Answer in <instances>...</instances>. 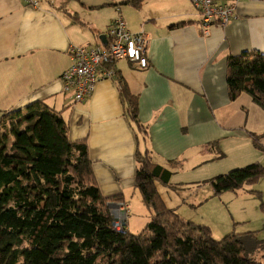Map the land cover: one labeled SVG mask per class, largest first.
<instances>
[{
	"label": "crops",
	"instance_id": "crops-1",
	"mask_svg": "<svg viewBox=\"0 0 264 264\" xmlns=\"http://www.w3.org/2000/svg\"><path fill=\"white\" fill-rule=\"evenodd\" d=\"M37 1L34 6L0 0V119L4 111L34 101L58 111L68 138L85 141L102 195L121 193L119 201L130 213L138 153H148L171 177L221 158L229 160L230 169L253 162L264 166V110L247 93L231 100L226 80L229 56L264 52V0H213L234 3V17L224 28L210 27L207 35L200 32V14L191 0H142L139 6L122 0ZM118 13L130 31L147 36V65L103 59V69L113 70V76L99 78L92 93L77 102L61 80L72 61L70 49L103 47ZM120 77L136 98L137 122ZM232 145L245 147L234 160ZM171 177L160 184L175 190L192 184L172 185ZM246 188L263 207L264 176ZM251 191L260 192V198ZM228 198L232 206L245 200ZM248 206L236 211L245 224L238 231H257L264 238V210L252 215L255 207L250 201Z\"/></svg>",
	"mask_w": 264,
	"mask_h": 264
},
{
	"label": "trees",
	"instance_id": "trees-1",
	"mask_svg": "<svg viewBox=\"0 0 264 264\" xmlns=\"http://www.w3.org/2000/svg\"><path fill=\"white\" fill-rule=\"evenodd\" d=\"M141 1L121 2L139 6ZM227 67L229 98L247 93L264 110V52L231 55ZM120 87L136 121V98L121 77ZM136 159L134 187L150 216L133 233L126 227L124 201L127 215L115 228L117 215L110 204L120 203L123 195L100 193L85 141L68 138L58 111L41 101L4 111L0 264H264V254L257 258L264 251L257 231L231 230L216 239L207 225L182 220L156 187V182L168 183L171 172L153 163L148 153ZM262 176L264 166L253 162L204 182L220 195L241 191ZM251 192L260 198V192Z\"/></svg>",
	"mask_w": 264,
	"mask_h": 264
},
{
	"label": "rangeland",
	"instance_id": "rangeland-1",
	"mask_svg": "<svg viewBox=\"0 0 264 264\" xmlns=\"http://www.w3.org/2000/svg\"><path fill=\"white\" fill-rule=\"evenodd\" d=\"M244 149L245 147L243 149L235 150L232 145V149H229V151L231 150L230 152L233 160L238 155H240L239 152H241V150L244 153ZM213 163L215 164H212V162H210V164H205L196 172L186 174L179 173L171 177V183L169 184L173 185V182H180L182 180L186 181V183L192 182L189 188L184 187L183 190H175L171 187L160 184L162 182H158L156 185H158L159 187V193L165 205L168 208L173 209L182 220L190 221L196 224L207 225L211 230L212 236L216 239H219L231 230L238 231L240 230V228H245L244 221L242 219H239L238 213H236V211L240 207H242L243 205H245L246 207H250L248 206V202L250 201V204L253 205L251 206V208L255 207V210H252L254 212L250 210V213L252 215H255V212L260 214L261 211L264 210V204L262 207L260 205V201L257 198L256 202L255 200L252 201L251 199H254L255 196H248V192L244 191L245 189H249L246 188V186H244L243 190L238 192H224L220 195H215L210 184H196V182L201 183L200 180L202 179L208 180L217 174L230 170V168L227 166L230 164L229 160H224V158H221L215 160V162ZM220 170L225 171L221 172ZM229 195L234 198L237 197L239 198V200L241 198H245V200H240L242 203L241 205L238 204V201H236V204L232 206V203L228 198ZM132 199L133 202H131L129 206L130 213L129 218L126 221V227L131 232L138 233L143 229L146 222L149 220L150 213L147 207L141 202L138 190L135 191V194L133 195L131 200ZM232 210L235 212L232 213ZM115 222H118L119 224L122 222V220L115 219ZM263 231V226H261L260 234ZM261 254H264V251L260 250L257 253L258 259H261V257H259Z\"/></svg>",
	"mask_w": 264,
	"mask_h": 264
},
{
	"label": "built area",
	"instance_id": "built-area-1",
	"mask_svg": "<svg viewBox=\"0 0 264 264\" xmlns=\"http://www.w3.org/2000/svg\"><path fill=\"white\" fill-rule=\"evenodd\" d=\"M37 6V0H25ZM200 14V32L209 33L210 27L224 28L234 17V3L218 4L213 0H191ZM108 46L84 48L73 46L70 49L71 64L62 73L63 90L72 94L75 101L80 102L90 95L95 88L96 81L101 77L113 76V70L103 69L101 62L104 58H124L134 67L144 68L147 65L146 46L147 36L143 32L130 31L120 13L107 30ZM110 210L115 211L117 219L126 217V210L122 203H111ZM124 216V217H123ZM122 223L115 222L120 229Z\"/></svg>",
	"mask_w": 264,
	"mask_h": 264
}]
</instances>
